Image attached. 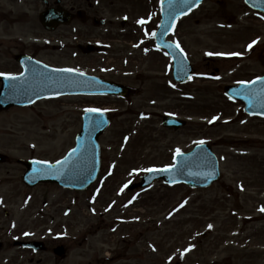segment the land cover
Listing matches in <instances>:
<instances>
[{"label":"rangeland","instance_id":"1","mask_svg":"<svg viewBox=\"0 0 264 264\" xmlns=\"http://www.w3.org/2000/svg\"><path fill=\"white\" fill-rule=\"evenodd\" d=\"M122 7L133 27L123 28L120 21L126 15L120 14L107 28L119 31L117 56L120 61L127 56L131 67L100 70L105 64L103 55H94L85 60L89 65L83 70L137 87L138 92L127 99L66 95L0 111V146L4 147L0 149L11 155V166L19 171L25 168L14 162L17 157L64 154L81 130L82 115L88 109L109 112L112 124L100 139L106 176L96 196L101 203L88 209L87 196L93 195L92 190L43 197L40 190L25 187V196L32 198L35 210L45 207L44 200L54 202L47 206L57 219L51 226L65 224L64 208L72 207L73 217L68 219L79 243L72 247L67 243L71 252L63 261L66 264L93 259L104 264H264V118L246 114L243 102L224 92L228 84L264 75V14L244 0H207L183 18L170 39L186 52L196 74L186 85L173 88L166 74L172 60L166 64L153 50L150 56L128 50L133 37V41L141 37L138 28L135 33V19L151 7L139 0ZM151 9L152 17L153 3ZM56 34H64V28ZM71 53L51 50L39 56L65 65L73 60ZM138 62L143 71L132 68ZM168 113L186 119L187 125L178 131L167 130L162 116ZM200 141L209 143L220 161L222 175L213 186L191 189L158 181L137 191L123 189L151 168L171 165L178 149L189 151ZM8 183L11 188L21 182L11 177ZM19 201L11 200L10 210L18 211L15 203ZM110 204L114 208L105 212ZM18 221L22 224L21 217ZM30 221L23 220L24 227L32 228ZM37 258L41 264L54 261L50 251Z\"/></svg>","mask_w":264,"mask_h":264},{"label":"flooded vegetation","instance_id":"2","mask_svg":"<svg viewBox=\"0 0 264 264\" xmlns=\"http://www.w3.org/2000/svg\"><path fill=\"white\" fill-rule=\"evenodd\" d=\"M131 0H0V73L8 74L9 72L19 73L23 67L21 57L24 55L32 58H39L38 55L42 51H57V47L48 43L42 45L41 33L34 24L40 20L42 13L49 9H59L61 7L68 16V24L65 39L66 50H77L71 53V61L76 69L87 67L89 65L86 59L96 54L104 55V63L100 65L102 68L109 67L111 72L119 71L123 66L131 67L132 64H123L117 61L118 52L112 49L113 44L118 41L117 32H104L102 29L115 24V17L120 14L128 15L123 12L122 6L128 7ZM160 1V0H159ZM146 7L152 8L153 0H139ZM125 10V9H124ZM150 10V9H149ZM148 10V11H149ZM144 16H148L146 13ZM143 17V15H141ZM123 22H126L123 24ZM30 27L27 29L26 26ZM124 28L131 29L133 25L129 24L128 18L120 22ZM136 33V32H135ZM32 35L33 38H40L38 41H24L25 35ZM134 39V37H133ZM131 40V44L133 43ZM151 42L144 43V50L140 45L136 50H140L142 54H148V46ZM92 46V47H91ZM89 48H95L92 53H85ZM131 54H135L134 51ZM164 55V52L161 51ZM150 56V55H148ZM147 56V57H148ZM163 57V56H159ZM107 63V64H106ZM114 63V64H110ZM139 62L133 65L136 71H143V67L138 69ZM71 68H74L70 66ZM0 76V87L2 80ZM113 80V79H112ZM146 83V82H145ZM131 94L138 92L137 87H130ZM114 99H121L115 97ZM0 148H4L0 146ZM18 148L15 147V150ZM11 155L4 153L0 149V264H41L40 256L42 251H50L53 255L54 262L52 264H66V260L71 252L72 244L76 243V238L72 236L71 231L73 225L69 223V219L73 217L72 207L66 206L63 215L66 217V223L63 225L54 224L57 222L56 215L53 214L51 208L53 201L44 200L45 207L35 210L31 204L32 198L26 197V188L37 189L41 191L43 197H48L51 193H70L75 191L70 188L59 186L57 183L39 182L28 185L23 180V175L27 169L25 167V157L15 158L14 162L24 165L25 170L19 171L11 166L13 163ZM43 158L42 156H37ZM21 172V173H20ZM11 177L17 179L20 185L15 183L11 188L9 180ZM51 194V195H52ZM11 200H20L17 209L10 210ZM74 196L71 197L73 205ZM57 210V208H55ZM21 217V223L18 221ZM69 218V219H68ZM28 219L33 222L32 228L24 227L23 220ZM53 233L52 236L49 233ZM26 243H32L27 246ZM35 243V244H33ZM69 243L70 247H67ZM61 247V252L57 248ZM58 253V254H57ZM104 258V257H103ZM101 259V258H99ZM87 260L81 264H104L105 261L93 259ZM112 261L113 259H109Z\"/></svg>","mask_w":264,"mask_h":264},{"label":"water","instance_id":"3","mask_svg":"<svg viewBox=\"0 0 264 264\" xmlns=\"http://www.w3.org/2000/svg\"><path fill=\"white\" fill-rule=\"evenodd\" d=\"M201 1L203 0H199V2ZM246 1L254 8L264 11V0ZM174 2H177V4L175 6L171 5ZM198 3L197 0H171L169 4H166L167 9L165 8L164 10L163 30L166 26H172L175 19L183 14V11L187 12ZM182 9L185 10L180 11ZM175 58L177 76L181 80L187 79L192 72L190 64L183 57L178 58L175 55ZM17 81L22 82L20 89L16 85H14V88L11 87L10 82L13 84V82L17 83ZM10 82H5L0 96V105L5 107H10L14 104L25 105L46 96L63 93H93L101 91L116 93L118 91L112 86L96 81V86L89 85L90 83L88 82H84V84H82V82H77L76 84L75 81L70 79L66 71L46 69L44 67L40 68L35 63H26L25 73L16 77V79H10ZM263 84L264 79H261L252 84L229 86L227 87V93L234 98L244 100L248 112L264 115V91L261 89ZM108 88L111 90L108 91ZM8 93H10L9 97L6 96ZM84 117V126L81 133L78 135V145L75 148L77 151L75 153L72 151L69 158L61 162L62 165L69 161L66 163L68 169V175L66 176L68 180L67 184L79 189L86 188L95 180L99 173L101 158L98 139L99 135L109 124V118L104 114L89 112L86 113ZM164 124L167 126L180 127L184 122L175 123L170 119H165ZM83 151H85L84 155ZM184 160L185 164H190L191 169H184L182 166L183 164L179 165L177 161L176 165L169 168L167 171H152L151 174L153 175L150 174L145 177V179H147L146 183L162 177L166 182L170 183L184 181L191 186L206 187L211 185L213 180L219 177L217 158L208 145L197 146L194 152L186 156L185 159H182V161ZM56 170H58V168ZM141 185H145V183Z\"/></svg>","mask_w":264,"mask_h":264},{"label":"snow or ice","instance_id":"4","mask_svg":"<svg viewBox=\"0 0 264 264\" xmlns=\"http://www.w3.org/2000/svg\"><path fill=\"white\" fill-rule=\"evenodd\" d=\"M199 2V0H197V3ZM140 23H143V21H140ZM255 43V41L253 42ZM179 46V45H177ZM252 45H249V48H251ZM214 53H208V55H213ZM216 55H223L222 53H215ZM232 55H239V53H232ZM4 75H7L9 79H16V77L14 76H11L10 74H5V73H0V76H4ZM241 83H246V82H241ZM254 83V82H253ZM88 111H91V112H100L102 111L101 109H88ZM199 143H203V141H200ZM77 151V149H73V152L75 153ZM177 154L179 155V149L177 150ZM41 163H44V162H41ZM168 169H162V171H167ZM262 211H264V208L261 209ZM211 227V226H210Z\"/></svg>","mask_w":264,"mask_h":264}]
</instances>
